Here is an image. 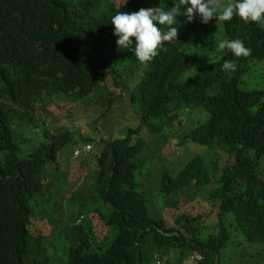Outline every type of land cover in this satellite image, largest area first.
I'll return each instance as SVG.
<instances>
[{
    "label": "trees",
    "instance_id": "trees-1",
    "mask_svg": "<svg viewBox=\"0 0 264 264\" xmlns=\"http://www.w3.org/2000/svg\"><path fill=\"white\" fill-rule=\"evenodd\" d=\"M159 6L170 10L173 0H0V264H51L46 243L66 253L67 264H264L243 253L254 242L252 256L264 251V27L234 16L210 21L199 37L201 18L189 23L180 15L176 41L142 64L134 51L117 46L111 18ZM224 39H240L251 56L217 52ZM225 61L235 62L236 71L225 72ZM124 97L138 123L121 140L100 141L91 171L105 210L90 211L88 227L57 230L59 245L58 238L50 242V181L68 197L80 182L79 166L88 164L72 168L62 161L76 146L80 120L72 123V111L86 101L102 120ZM46 103L61 105L58 113L71 125L56 132L40 127ZM183 123L180 146L197 153L176 177H161L160 204L176 215L170 223L151 213L152 193L142 182H149L151 171L144 172L153 166L148 139L175 136ZM214 182L211 223L206 212L177 215L178 204L168 201L194 192L179 198L192 203ZM79 212L83 220L85 210Z\"/></svg>",
    "mask_w": 264,
    "mask_h": 264
},
{
    "label": "rangeland",
    "instance_id": "rangeland-1",
    "mask_svg": "<svg viewBox=\"0 0 264 264\" xmlns=\"http://www.w3.org/2000/svg\"><path fill=\"white\" fill-rule=\"evenodd\" d=\"M203 24L204 23H202V21L200 20L199 25L197 27L198 28L197 31L199 30V33H198L199 37H201L202 34H204L207 30L210 29L209 23L206 25L205 24L203 25ZM195 33H196V30H195ZM144 69L146 68L144 67ZM136 82H138V80ZM123 99L124 101L122 99L114 100L115 104L113 106V110L111 111V113L108 115L107 118L102 119V120H98L102 118L100 110L89 111L86 101H84L83 107L79 106L76 110L72 111V116H71L72 123H74L76 119L80 120V123H79V126L75 125L76 127L78 126L79 128V130H75L78 132V135L75 137L76 146H74V148H70L68 150L69 153H64L61 156L62 161L65 164L66 162H68L73 168L74 166H77L82 160H85V159L87 161L90 160L93 163H95V157L100 155L101 150L103 148V146L99 144L101 140H104L107 143H110L116 140H121L125 138L128 131L136 127V124L138 123V117L135 116V114L133 113L134 110L132 111L129 105L130 101L125 97ZM53 105H56V104L46 103L44 105V109L46 110V116L45 118H43L44 121H41L43 122V124L39 123V126L40 127H42L43 125L47 126V128L49 127V129L52 132H56L60 128H66L70 126L71 121H64L62 115L58 113L64 110V109L63 110L58 109V108L60 109L62 108L61 105H56L57 108ZM88 119H91V121H89ZM96 120L99 123V125L97 126L98 130L95 131L94 129L89 128V124ZM194 121H195V117L193 116L192 120L186 124L188 126H192ZM186 124H184V128L181 129V131H178L175 136L159 134L160 137L157 136L153 140H149L148 134H145V133L142 134L144 138L148 139L150 146L153 147V155H154V158L149 160V162H153L152 168L148 167L144 172L145 175L148 176L146 171H151V175L149 176L150 177L149 182L147 183V181L144 180L142 182V186L147 185V187L150 189L152 193V206L150 207L151 213L155 216H159L163 218L166 221L168 220L170 223H173L175 221L176 215L173 214V211H170V210L165 211L163 206H161L160 204L159 196H160L161 177L164 174V172H169L171 176L176 177L178 173V169L182 165H184L187 160L195 157L194 153L195 154L197 153V151L195 150H193V152L188 153V149L186 148L187 146L186 147L182 145L180 146L181 133L183 131H186ZM30 137L33 138V140L35 141L40 140V138L36 135L30 136ZM83 139L89 140L91 144L85 143L84 141H82ZM83 146H90L91 150H90V153L88 154H91V155L85 156L86 153L83 152V148H82ZM77 151H79V154H80L79 157H75L76 156L75 152ZM213 152H220L222 155H224V152L221 150H217ZM211 161L212 159H207L208 163H211ZM223 162H224V157L222 159V164ZM91 164L89 165L90 168L85 167L86 165L83 166V168H85V170L87 171L86 173H84L85 170L82 171L83 174H81V178L79 177L81 179L79 181L81 182L78 181L79 182L78 185L73 189L69 197H65V195L62 194L63 191L59 189L57 190L56 188L58 187H55L56 184L54 185L53 183H51L52 185H54L53 188L55 191L50 190L49 194H51L52 197H51L50 205L47 207L49 209L48 216H50L54 220L52 221V226H51L52 234H50V237H49L50 242L51 240L55 238L59 239L57 235V230H61V231H64L65 233H69L75 228H78V226H83L82 228L88 227L89 221L91 220V216H92L89 214V212L90 211L92 212L93 210H100V211H103V209L105 210V208L101 205V203L98 201V199L95 197V194H94V187H93L94 181L92 180L93 172L87 173L89 172V170L91 172L94 169V165H91ZM60 165L63 166V163H61ZM69 180L70 178L67 179V182H73L72 180L70 181ZM65 181H66V178H65ZM216 187L217 185L214 182L205 191L199 193L197 196H194V201L192 203H189V202L185 203L184 202L185 200L179 201V198L186 197L190 199L193 197L194 192L189 193V194L184 193V196H179V198L176 197L174 199H169L168 201L171 205L175 203L178 204L179 211L177 215L189 213L192 211H196L199 214H203L204 212H206L205 216L207 215V222L211 223L212 218L210 216V213L212 211V207L210 205V196H211V192L214 191ZM49 189L51 188H48L47 190L49 191ZM91 196H93V199L89 201ZM72 198H73V201H71ZM56 202L57 203L60 202V203L57 204ZM82 202L85 204V206L79 207ZM81 208L85 210V212L82 214L85 220L84 218L82 220L81 214L79 212ZM35 212L37 214L39 213L38 211L34 210V213ZM47 224H48L47 222H44L40 226L44 228L45 225ZM46 234H48V232ZM239 236H240L239 241L244 243L242 236L241 235ZM61 239L63 238L59 239V241L57 242V245L61 243ZM45 247L47 251L53 253L52 256L54 260L53 262H51V264H67L66 253H63L62 250L53 252L54 249L51 245H50L51 249L49 248V243H46ZM256 249L257 248L255 246H251V247L247 246V248L244 249V252H243L245 254L244 259L249 260V261L259 260V261H263L262 263H264V251H262L261 254L257 253V255H253V256L251 255L252 253L251 251L256 250ZM194 255L192 256L194 257ZM156 258L159 259L157 256ZM233 264H247V263H244L242 261L240 262L234 261Z\"/></svg>",
    "mask_w": 264,
    "mask_h": 264
},
{
    "label": "clouds",
    "instance_id": "clouds-1",
    "mask_svg": "<svg viewBox=\"0 0 264 264\" xmlns=\"http://www.w3.org/2000/svg\"><path fill=\"white\" fill-rule=\"evenodd\" d=\"M182 7L185 8L183 13L180 11ZM180 15L185 16L189 23L198 15L204 24L212 20L228 22L238 16L245 23L264 27V0H230L227 4L223 0H173L170 10L159 6L133 13L119 11L111 18L116 44L120 49L134 51L137 60L147 64L159 54L165 42L176 41L178 30L173 25L177 24L176 17ZM225 49L238 58L251 56V49L245 47L240 39L221 40L216 51L223 53ZM236 67L233 61H225L222 65L225 72H235Z\"/></svg>",
    "mask_w": 264,
    "mask_h": 264
},
{
    "label": "bare ground",
    "instance_id": "bare-ground-1",
    "mask_svg": "<svg viewBox=\"0 0 264 264\" xmlns=\"http://www.w3.org/2000/svg\"><path fill=\"white\" fill-rule=\"evenodd\" d=\"M198 17H199V16H198ZM245 24H246V23H244V25H245ZM203 25H204V24H203ZM205 25H206V24H205ZM203 28H204V27H203ZM223 35H224V34H223ZM222 37H223V36H222ZM209 43H210V42H209ZM206 44H207V43H206ZM208 45H209V44H208ZM203 46H204V45H203ZM205 56H206V54H205ZM205 60H206V59H205ZM205 60H204V61H205ZM207 61L209 62V59H207ZM263 61H264V60H263ZM205 63H206V62H205ZM205 63H204V64H205ZM204 64H203V65H204ZM211 64H212V63H211ZM205 65H207V63H206ZM208 65H209V64H208ZM208 65H207V67H208ZM140 123H141V122H140ZM63 138H64V137H63ZM90 146H91V145H90ZM93 147H94V146H93ZM81 150H82V149H81ZM82 153H83V152H82ZM89 153H90V152H89ZM89 155H91V154H89ZM89 155H88V156H89ZM86 156H87V155H86ZM78 157H79V156H78ZM72 158H73V157H72ZM77 159H78V158H77ZM92 159H93V158H92ZM79 160H80V158H79ZM75 161H76V160H75ZM83 161H84V160H83ZM86 161H87V160H86ZM97 161H98V160H97ZM81 162H82V161H81ZM91 162H92V161L89 160V161L86 162V163H90V164H91ZM57 163H58V161H57ZM83 163H84V162H83ZM95 163H97V162H95ZM80 164H81V163H80ZM90 164H88V165L83 164V165H86L85 167H89ZM53 165H54V164H53ZM53 165H52V168H51V169L54 168ZM69 165H70V164H69ZM91 165H93V162H92ZM70 166H71V165H70ZM80 166H81V165H80ZM80 166H79V168H80V169H83L82 171H84L85 168H83V167L81 168ZM50 167H51V166H50ZM79 168H78V171H79ZM89 168H90V167H89ZM44 169H45V168H44ZM54 169H55V168H54ZM54 169H53V170H54ZM86 169H87V168H86ZM48 170H50V169H48ZM53 170H52V171H53ZM68 170L70 171L69 168H68ZM52 171L50 170V172H52ZM76 171H77V169H76ZM86 171H87V170H85L84 173H86ZM93 171H95V169H93ZM79 172H81V170H80ZM89 172H90V170H89ZM89 172H87V173H89ZM53 173H56V171L54 170V171L52 172V174H53ZM69 173H70V172H69ZM90 173H92V172H90ZM73 174H74V173H73ZM77 174H78V173H77ZM82 174H83V173H82ZM48 175H50V174H48ZM62 175H63V174H62ZM65 175H66V174H65ZM65 175H63V176H65ZM88 175H89V174H88ZM54 176H55V175H54ZM57 176H58V175H57ZM59 176H60V175H59ZM76 176H79V175H76ZM80 176H81V174H80ZM48 177H49V176H48ZM67 177H68V175H67ZM70 177H71V176H70ZM70 177H69V178H70ZM63 178H64V177H63ZM65 178H66V177H65ZM76 178H77V177H76ZM76 178H75V176H74V179H76ZM50 179H51V178H50ZM66 179H67V178H66ZM79 179H80V178H79ZM53 180H54V178L52 179V182H55V181H53ZM57 180H58V179H57ZM63 180H64V182H66L65 179H63ZM70 180H71V178H70ZM70 180H69V181H70ZM80 180H81V179H80ZM52 182L50 181V184H51ZM80 182H81V181H80ZM54 185H55V184H54ZM54 185H51V186H54ZM55 187H57V185H56ZM59 187H60V186H59ZM61 188H62V186H61ZM51 189H52V188H51ZM51 189H49V191H47L48 194H49V192H50ZM58 189H59V188H58ZM58 189H57V190H58ZM63 189H64V188H63ZM63 189H62V190H63ZM59 190H60V189H59ZM44 191H45V190H44ZM51 191H52V190H51ZM54 191H55V190H54ZM44 193H45V192H44ZM67 193H68V192H67ZM42 194H43V193H42ZM45 194H46V193H45ZM62 194H63V193H62ZM63 195H64V194H63ZM65 195H66V194H65ZM77 195H78V194H77ZM54 197H55V196H54ZM63 197H64V196H63ZM65 197H66V196H65ZM68 197H69V196H68ZM70 197H71V196H70ZM73 197H75V196H73ZM55 200H56V198H55ZM56 203H57V202H56ZM58 203H60V202H58ZM58 203H57V204H58ZM52 205H53V204H52ZM55 205H56V204H55ZM53 206H54V205H53ZM47 207H48V205H47ZM57 207H59V206H57ZM55 208H56V207H55ZM58 210H59V209H58ZM57 213H58V211H57ZM249 244H250V243H249ZM251 244H252V243H251ZM260 244H262V243H260ZM254 245H256L255 242H254ZM254 245L252 244V246H254ZM262 262H263V261H262ZM262 262H261V263H262Z\"/></svg>",
    "mask_w": 264,
    "mask_h": 264
},
{
    "label": "built area",
    "instance_id": "built-area-1",
    "mask_svg": "<svg viewBox=\"0 0 264 264\" xmlns=\"http://www.w3.org/2000/svg\"><path fill=\"white\" fill-rule=\"evenodd\" d=\"M90 150H91V148L88 146V147H86V148L84 149V152L89 153ZM75 155H76V156H79V153L77 152V153H75ZM194 258L198 259L199 257H198L197 255H195Z\"/></svg>",
    "mask_w": 264,
    "mask_h": 264
}]
</instances>
